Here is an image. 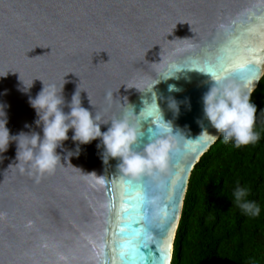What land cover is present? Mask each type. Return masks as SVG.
I'll list each match as a JSON object with an SVG mask.
<instances>
[{
	"label": "water",
	"instance_id": "1",
	"mask_svg": "<svg viewBox=\"0 0 264 264\" xmlns=\"http://www.w3.org/2000/svg\"><path fill=\"white\" fill-rule=\"evenodd\" d=\"M263 74L264 0H0V103L11 135H42L29 96L43 83L63 85L66 102L80 89L103 121L133 107L137 152L161 138L155 116L139 115L144 105L157 99L173 126L166 166L137 176L119 158L105 163L99 138L69 156L71 130L50 174L21 172L10 142L0 153V264H171L190 174L221 135L203 120L202 96L217 76L251 94ZM20 79L32 83L27 91Z\"/></svg>",
	"mask_w": 264,
	"mask_h": 264
},
{
	"label": "clouds",
	"instance_id": "2",
	"mask_svg": "<svg viewBox=\"0 0 264 264\" xmlns=\"http://www.w3.org/2000/svg\"><path fill=\"white\" fill-rule=\"evenodd\" d=\"M225 79L216 77L203 94V120H207L217 133L222 134L226 143L231 141L237 148L255 143L260 136L254 131L256 107L251 102L250 92L245 91L247 85L225 82ZM20 80L25 86L23 90L27 91L32 83L26 85L22 79ZM43 85L35 97L29 96V104L37 117L34 123L41 128L42 135L34 130L11 135L6 126L8 123L6 106L0 103V153L8 149L10 142H15L18 161L15 165L19 166L21 172L27 165L39 175L53 173L61 164L57 148L63 147V141L69 139V130L73 133L72 141L76 143V151H69V156L78 155L80 145L99 138L97 148H103L101 156L104 162L107 163L109 158H119L118 168L125 174L137 176L154 168L166 166L168 153L172 147L170 134L173 126L171 121L163 118L157 99L155 103L144 105L139 115L146 118L155 116L161 138L147 143L142 152H137L132 149L139 135L137 128L130 123V116L134 114L133 107L132 112H125L123 118L103 121L99 114L82 106L80 89L77 88L71 100L66 102L62 95L63 85L59 89L53 84ZM169 90L177 89L170 85ZM65 105L69 108L67 112L64 111ZM169 108L178 114L179 104L175 99L169 98ZM203 120L198 121L204 129L201 133L207 131ZM109 122L110 126L102 132L101 124ZM25 127L31 128L30 125ZM248 194L246 188L237 187L233 193L234 203L244 213L259 216L260 207L254 201L246 199Z\"/></svg>",
	"mask_w": 264,
	"mask_h": 264
},
{
	"label": "trees",
	"instance_id": "3",
	"mask_svg": "<svg viewBox=\"0 0 264 264\" xmlns=\"http://www.w3.org/2000/svg\"><path fill=\"white\" fill-rule=\"evenodd\" d=\"M250 95L260 139L237 148L221 134L195 164L171 264H264V74ZM237 187L248 190L259 216L236 206Z\"/></svg>",
	"mask_w": 264,
	"mask_h": 264
},
{
	"label": "snow or ice",
	"instance_id": "4",
	"mask_svg": "<svg viewBox=\"0 0 264 264\" xmlns=\"http://www.w3.org/2000/svg\"><path fill=\"white\" fill-rule=\"evenodd\" d=\"M239 66L242 67V65H239ZM213 75L215 76V73H213ZM143 247L147 248V245L145 244ZM136 254H139V249L138 248L133 250V258H135Z\"/></svg>",
	"mask_w": 264,
	"mask_h": 264
}]
</instances>
